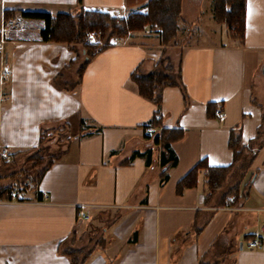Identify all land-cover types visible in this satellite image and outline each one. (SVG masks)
I'll return each mask as SVG.
<instances>
[{
  "label": "crops",
  "instance_id": "1",
  "mask_svg": "<svg viewBox=\"0 0 264 264\" xmlns=\"http://www.w3.org/2000/svg\"><path fill=\"white\" fill-rule=\"evenodd\" d=\"M147 2L0 0V24L7 10L83 7L125 17L145 11ZM177 25L170 43L158 26L116 37L72 89L53 80L74 76L83 48L40 34L3 45L0 150L9 159L0 154V164L38 148L45 129L66 125L71 138L36 183L11 199L0 195V264H68L64 251L84 247L82 240L96 233L84 264H199L216 249L232 256L231 264H264V249L247 247L264 235V0H245L241 42L214 18L213 0H180ZM161 59L178 84L163 86L158 105L139 94L132 74L152 71ZM162 128L181 129L170 141L174 165L155 140ZM231 131L244 148L253 141L232 166L240 172L236 181L226 188L223 182L206 200L199 168L196 183L179 188L200 159L232 164ZM232 184L236 201L224 196ZM196 223L203 224L199 232Z\"/></svg>",
  "mask_w": 264,
  "mask_h": 264
},
{
  "label": "trees",
  "instance_id": "2",
  "mask_svg": "<svg viewBox=\"0 0 264 264\" xmlns=\"http://www.w3.org/2000/svg\"><path fill=\"white\" fill-rule=\"evenodd\" d=\"M244 10L245 0H213V15L218 21L224 22L231 38L242 41L244 33ZM16 10H7L4 14L5 18L13 15ZM22 14L30 17H36L43 20V28L40 31L41 39L44 41H63L66 42L71 49L78 51L75 44L81 43L84 49V59L78 63L74 76L66 78L60 73L53 80L54 85L58 87L72 89L81 81L82 72L89 60L103 48L110 45L111 39L122 37L128 34L131 30H139L145 28L146 25H156L160 28L162 40L165 43H170L176 39L177 21L180 17V0H148L145 11L130 12L127 16L111 15L108 12L102 11L99 8L86 9L81 7L77 11L58 12L51 14L45 11H20ZM92 34L98 35L102 44H95L89 41ZM77 58V57H76ZM76 58L70 62H76ZM69 65V66H70ZM172 66L169 62L165 63V59H161L157 66L148 73H141L139 70L132 74V78L137 84V89L140 95L149 98L159 105L161 99V91L166 84H178L177 79L173 76ZM69 86V87H68ZM182 86V85H181ZM183 87V86H182ZM153 118H156L155 115ZM159 118V115L156 119ZM66 125H60L45 129L42 131L40 144L45 138L48 131H54L62 134L59 128H66ZM59 127V128H58ZM173 131H176L175 133ZM181 129L173 130L162 128L159 135H156L155 140L161 144L162 156L170 162V165L176 163V156L172 154L170 141L178 138ZM259 135H256V138ZM253 141L249 147H242L240 144V136L238 131H231L229 138L230 148L233 150L234 159L232 164L210 166L205 159H200L188 172L178 181V187L192 186L196 183L197 173L199 168L205 169V184L207 187L205 198L216 191L224 182L228 172L233 164L245 151L244 149L251 148ZM57 156V155H56ZM56 156H50L40 173L34 179L33 183L37 182L38 177L47 165H49ZM167 174L164 173L161 180L165 181ZM238 184L233 185L226 191L224 196L233 194L234 201L237 200L236 192ZM0 195L4 198H12L13 188L4 190ZM224 196L222 199H224ZM203 224L194 225L195 231L199 232ZM64 253L68 257V264H84L91 253V249L81 247L67 249ZM218 259L208 260L203 258L199 264H218Z\"/></svg>",
  "mask_w": 264,
  "mask_h": 264
},
{
  "label": "rangeland",
  "instance_id": "3",
  "mask_svg": "<svg viewBox=\"0 0 264 264\" xmlns=\"http://www.w3.org/2000/svg\"><path fill=\"white\" fill-rule=\"evenodd\" d=\"M156 25H146L145 27H155ZM186 34V32H185ZM100 37L96 34H92L89 38V41L95 44H102ZM116 38V37H115ZM115 38L111 39V42L114 41ZM78 45V46H77ZM81 43H76V47H81ZM83 60V58H79V61ZM261 75V73H259ZM258 74V75H259ZM263 75V74H262ZM262 88L264 89V82L262 83ZM264 103V95L261 98ZM59 128V127H58ZM60 131H62V134H58L54 131H48V134H46L45 138L41 142L40 146L36 148L33 151L27 152L28 154L26 157H21L18 160L12 161V162H1L0 164V193H4L5 189L6 191L11 188H13V193L20 191L21 187L26 186V184L30 183L32 184L34 179L37 177V175L40 173L41 169L45 165L46 161L50 156H56L60 153V150L64 147L66 140H69L71 137L68 134H66V128H59ZM72 134V133H71ZM241 156L236 160V165H239V159H241ZM247 159V157H246ZM240 175V172L238 169H230L228 172V175L224 179L223 188H226L228 184H231L236 181L238 176ZM233 185V184H232ZM231 187H229L230 189ZM228 189V190H229ZM18 193V192H17ZM231 202L230 200H228ZM86 234L90 235L89 232ZM97 236V233L92 236L93 239L89 242H87V239H83L82 243H84L85 248H89L92 246V243H96L94 240ZM90 237V236H89ZM243 240V236L241 238ZM215 254H213V253ZM206 259L212 261L213 259H218V264H231L232 262V256L228 254H219V249H216L215 252L212 251ZM219 255H218V254Z\"/></svg>",
  "mask_w": 264,
  "mask_h": 264
},
{
  "label": "built area",
  "instance_id": "4",
  "mask_svg": "<svg viewBox=\"0 0 264 264\" xmlns=\"http://www.w3.org/2000/svg\"><path fill=\"white\" fill-rule=\"evenodd\" d=\"M43 28V20L36 17H30L22 14L21 12H16L8 18H4L0 24V51L6 42H16L22 40L34 39V37L40 34ZM9 75L8 70H3L1 73L2 77H7ZM215 114L219 115L221 112L219 109H215ZM157 118L158 115H155ZM152 127L147 126L146 131L152 132ZM0 154L6 159H9V154L6 148L0 150ZM228 202V199L226 198ZM264 230V229H263ZM248 248H259L264 249V235L255 236L248 240Z\"/></svg>",
  "mask_w": 264,
  "mask_h": 264
},
{
  "label": "water",
  "instance_id": "5",
  "mask_svg": "<svg viewBox=\"0 0 264 264\" xmlns=\"http://www.w3.org/2000/svg\"><path fill=\"white\" fill-rule=\"evenodd\" d=\"M263 69H264V67H263Z\"/></svg>",
  "mask_w": 264,
  "mask_h": 264
}]
</instances>
